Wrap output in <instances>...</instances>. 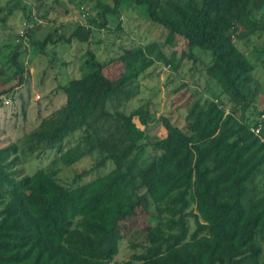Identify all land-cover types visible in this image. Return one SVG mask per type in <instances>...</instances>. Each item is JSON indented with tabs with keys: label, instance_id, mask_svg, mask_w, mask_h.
<instances>
[{
	"label": "trees",
	"instance_id": "1",
	"mask_svg": "<svg viewBox=\"0 0 264 264\" xmlns=\"http://www.w3.org/2000/svg\"><path fill=\"white\" fill-rule=\"evenodd\" d=\"M112 2L87 19L124 31L122 8L140 9L165 44L183 41L181 55L155 60L147 45H130L119 58L127 70L113 80L90 48L93 28L79 21L69 36L59 32L63 25L44 38L27 30L0 47V97L16 90L27 118L22 90L32 74L25 56L87 43L85 74L56 86L63 104L0 144V264H264V76L255 74L264 68V0ZM32 12L23 0H7L0 27L20 13L30 29ZM242 45L253 46L250 56ZM157 61L173 71L186 63L191 80L202 75V94L194 92L202 115L184 126L165 121L163 134L149 141L145 128L157 121L151 103L125 109ZM148 145L153 154L146 156ZM50 152L49 166L32 175L20 168L26 157ZM87 157L92 167L65 182L59 161L72 167ZM109 162V172L91 178ZM140 209L149 226L122 233L120 225ZM126 241L131 254L116 261Z\"/></svg>",
	"mask_w": 264,
	"mask_h": 264
},
{
	"label": "rangeland",
	"instance_id": "2",
	"mask_svg": "<svg viewBox=\"0 0 264 264\" xmlns=\"http://www.w3.org/2000/svg\"><path fill=\"white\" fill-rule=\"evenodd\" d=\"M6 1L0 0V4H5ZM23 1L33 8L31 13L33 24H30L32 28L27 29L22 14L18 13L16 16H12L8 20V29L0 27V47L16 42L17 36L21 33L24 34L27 30H34L38 38H44L55 27L63 25L59 32L69 36L79 21L93 28L90 48L98 59L106 63L104 73L113 80L127 70V66L123 65L119 58L123 50L130 45H147V52L153 55L155 60H159L162 54L170 55L174 50L180 56L184 47L183 41L178 39L174 40L171 45L165 44L164 32L148 22L144 12L137 8H122L120 18L124 31L107 30L99 23L87 19V17H94L97 14L98 4L113 3L112 0H61L64 2L63 5L52 3V0ZM83 14L88 16L84 17ZM110 21L114 23L115 18L111 16ZM23 40L24 45L28 46V39ZM242 48L250 56L253 46L242 45ZM196 50L201 52L199 49ZM47 51L45 57H34L31 54L25 56L32 74L31 83L22 90L25 99L30 100L26 113L27 118H24L22 113V100L16 90H11L10 93L0 97V144L17 140L25 131H29L39 124V115L46 117L57 110L63 104L64 98L55 91L56 86L85 74L84 61L87 59V43L73 41L70 45H50ZM204 57L209 59V56L205 55ZM188 67L189 65L185 63L178 71H173L163 61H157L137 82L139 93L131 100L125 111L134 110L147 101L151 103V109L155 112L157 121L145 128L149 141H154L163 134L162 127L165 121L184 126L188 121H197L201 117L202 112L195 102L194 92L197 95L202 94L204 80L201 79L202 75L191 80ZM255 74L257 78H262L264 76L263 66L258 67ZM182 83H185L186 87L174 93V89ZM263 107L264 104L261 108ZM78 136V134L75 135L72 142ZM66 144L72 145L73 143L67 142ZM151 154L153 151L148 145L146 156ZM55 156L54 152H50L45 156H39L40 158L26 157L20 164V168L25 169V173L32 175L37 168L49 166ZM93 163L90 157L83 158L72 167H66L62 161H59L58 164L62 167L60 175L63 176L62 179L65 182H71L75 172L90 169ZM113 165V162L107 163L105 167L91 175V178L109 172ZM85 180L86 178L83 181ZM147 226H149L147 214L143 209H140L134 217L120 225V230L126 234L131 229H144ZM130 254L131 251L126 241L121 245L115 260H125Z\"/></svg>",
	"mask_w": 264,
	"mask_h": 264
},
{
	"label": "built area",
	"instance_id": "3",
	"mask_svg": "<svg viewBox=\"0 0 264 264\" xmlns=\"http://www.w3.org/2000/svg\"><path fill=\"white\" fill-rule=\"evenodd\" d=\"M257 133L260 134L259 130H257ZM261 136H263L262 140L264 141V135H261Z\"/></svg>",
	"mask_w": 264,
	"mask_h": 264
}]
</instances>
